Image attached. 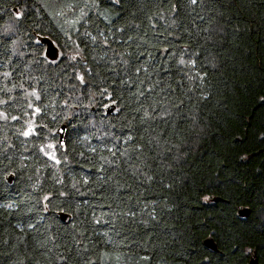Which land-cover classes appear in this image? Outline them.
I'll list each match as a JSON object with an SVG mask.
<instances>
[{
	"label": "trees",
	"instance_id": "16d2710c",
	"mask_svg": "<svg viewBox=\"0 0 264 264\" xmlns=\"http://www.w3.org/2000/svg\"><path fill=\"white\" fill-rule=\"evenodd\" d=\"M126 8L109 27L95 0H0V264H264V0ZM77 46L98 74L87 90L73 78Z\"/></svg>",
	"mask_w": 264,
	"mask_h": 264
},
{
	"label": "snow or ice",
	"instance_id": "6c2138e0",
	"mask_svg": "<svg viewBox=\"0 0 264 264\" xmlns=\"http://www.w3.org/2000/svg\"><path fill=\"white\" fill-rule=\"evenodd\" d=\"M166 3H171V0H165ZM181 6H183L184 4H187L189 7L192 6H197L198 4H200L202 2V0H179ZM95 4L96 7L99 9L101 7V5H104L105 11L100 12V18L102 20L107 21V24L109 27H111L113 25V19L110 18L112 16V10H115V14L116 16H118L120 19H124L125 15H127V12L129 11L128 8H126V5L131 4L132 7L136 6V0H95ZM172 9H173V14H175L176 11V4H172ZM25 16V13L23 11H17L15 13L14 16V20L16 22L21 21ZM133 27H138V25H133ZM119 32L124 33L125 32V28H118L117 29ZM100 40L99 43L97 44V46H103L105 50H110L111 46L110 43L108 41V37L107 35L103 32L100 31L98 33ZM85 36L88 38L87 41H84L85 47H89L90 46V42L91 43H95L97 41V36H93L91 32H86ZM4 38H8L10 39L9 33L8 32H4V33H0V43L4 42ZM165 51H167V49H165ZM69 59L71 61H76V63H73L71 65L72 71L74 73L73 78L78 81L79 85L84 86L85 90H87L88 88L93 87V81L98 79V74L93 73V69L87 67L86 64L83 63V61H85L87 59L86 56H84L82 54V51L79 49V46H77V53L76 55H73L71 57H69ZM93 60H96V57L93 56L92 57ZM179 63L181 65H185L186 61L184 59H179ZM191 67L194 69L196 67V61L192 60L191 61ZM77 68H82L83 71L82 72H77ZM129 71L134 72L135 74H139L141 71H147V69L144 68H135V66H133L132 68L129 69ZM197 78H199L200 80H203V76L200 75V73H197ZM97 87V90L99 91V94L101 96H106L107 95V88L104 87L103 85L100 84H96L95 85ZM150 91V90H149ZM32 95H34L36 97V99H39L40 97L38 95H36L35 93H33ZM108 99H112L110 96L108 97ZM0 103H7V101H0ZM106 107H109L108 105H105ZM29 107H31V105H29ZM36 112H39L40 109L36 108L35 109ZM0 118L7 120L8 116L6 113L4 112H0ZM13 120L18 119V117L13 116L12 117ZM34 128L29 126L28 129L26 131H23L21 133V135L28 137V136H32L34 135ZM129 139H131V137H129ZM47 148L49 149H54L55 145L52 144H48L46 145ZM41 152L44 153L45 156H47L49 159L54 160L56 164H60L61 161L59 159L56 158V155L54 152H47L44 150V148L40 149ZM15 174H13L14 176ZM59 183H63L62 181H59ZM84 183H87V180L84 181ZM6 187V185H5ZM170 187V186H169ZM72 188H76V185L73 184ZM59 197H65L66 199L64 200V202L61 205H57L56 207H59L61 212L63 213V215L60 217V219H63L65 216H69V219H71L69 213H67L65 211V209L68 208H73L74 209V205L70 202L71 201V193L70 192H58L57 193V198ZM210 198L205 196L204 200L207 202ZM53 203V198L51 196H45L44 197V209L46 211L48 210H52L54 211L55 209H50L49 205H51ZM8 207H12V205H8ZM134 215V213H133ZM153 219L155 217H152ZM96 224H100L101 221L100 220H96L95 221ZM73 229H75L76 224L73 221L70 225ZM249 251H251V249H249ZM65 260V264H67L68 261V257H64L63 258ZM201 264H212V257L211 255H205L203 260L201 261Z\"/></svg>",
	"mask_w": 264,
	"mask_h": 264
},
{
	"label": "water",
	"instance_id": "95a60500",
	"mask_svg": "<svg viewBox=\"0 0 264 264\" xmlns=\"http://www.w3.org/2000/svg\"><path fill=\"white\" fill-rule=\"evenodd\" d=\"M40 42L42 43V44H45L46 45V50H45V55H46V57L48 58V59H50L51 61H56L58 58H59V56H60V49H59V47L56 45V43L50 38V37H48V36H40ZM115 110V105H110L109 107H108V113H111V112H113ZM61 128H62V130H65L66 129V125L65 124H63L62 126H61ZM63 136L64 135H62V137H61V139L60 140H62L63 139ZM250 212H251V210H250V208H248V207H244V208H241L240 210H239V216L241 217V218H246L249 214H250ZM204 243H205V245L207 246V247H209L210 249H212V250H217V245H216V243L214 242V240L213 239H211V238H208V239H206L205 241H204ZM249 264H259V262H258V260L256 259V258H253L251 261H250V263Z\"/></svg>",
	"mask_w": 264,
	"mask_h": 264
},
{
	"label": "rangeland",
	"instance_id": "374dc122",
	"mask_svg": "<svg viewBox=\"0 0 264 264\" xmlns=\"http://www.w3.org/2000/svg\"><path fill=\"white\" fill-rule=\"evenodd\" d=\"M9 28L11 29V30H15V24L14 23H12L10 26H9ZM42 44V43H41ZM44 45V49H43V52H44V55H45V50H46V45L45 44H43ZM46 56V55H45ZM61 56V55H60ZM60 56H59V58H60ZM58 58V59H59ZM113 103H109V106L110 105H112ZM62 135H63V131H61V132H57V136L59 137V140L61 139V137H62ZM64 137V136H63ZM49 144H52V145H55V147H56V143H55V141H53V142H51V143H49Z\"/></svg>",
	"mask_w": 264,
	"mask_h": 264
}]
</instances>
